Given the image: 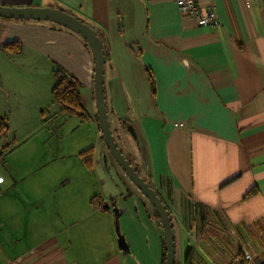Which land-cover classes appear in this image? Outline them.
I'll return each mask as SVG.
<instances>
[{
  "label": "crops",
  "instance_id": "0c3cea01",
  "mask_svg": "<svg viewBox=\"0 0 264 264\" xmlns=\"http://www.w3.org/2000/svg\"><path fill=\"white\" fill-rule=\"evenodd\" d=\"M197 3L217 27L175 0H0L96 29L110 128L170 212L174 264H264V0ZM54 69L78 82L85 116L53 100ZM0 116V264H161L158 216L104 145L78 34L0 17Z\"/></svg>",
  "mask_w": 264,
  "mask_h": 264
},
{
  "label": "water",
  "instance_id": "95a60500",
  "mask_svg": "<svg viewBox=\"0 0 264 264\" xmlns=\"http://www.w3.org/2000/svg\"><path fill=\"white\" fill-rule=\"evenodd\" d=\"M0 17L7 19H34L50 21L78 34L87 44L93 60V97L96 117L104 145L126 177L147 199L158 216L164 242L163 264H174L175 242L169 211L156 191L139 175L118 147L108 118L104 95L105 51L96 29L90 24L62 9L43 7H7L0 5Z\"/></svg>",
  "mask_w": 264,
  "mask_h": 264
},
{
  "label": "trees",
  "instance_id": "16d2710c",
  "mask_svg": "<svg viewBox=\"0 0 264 264\" xmlns=\"http://www.w3.org/2000/svg\"><path fill=\"white\" fill-rule=\"evenodd\" d=\"M4 49L7 52H17L20 50V43L16 41H7L4 44ZM105 57H106V54H105ZM53 75H54V84L51 89L53 100L57 104H59L62 110L65 111L68 115L79 113L82 116H85L86 112L84 110L83 104L81 102V99L78 93V82L72 77L67 76L60 69H54ZM7 130H8L7 119L5 117L0 116V138H2L6 134ZM5 153H6V150H4L3 148L0 149V161L4 160ZM80 154H82L85 161L89 164L90 148L82 151ZM169 215H170V212H169ZM163 256H164V250H163ZM161 264H163V260Z\"/></svg>",
  "mask_w": 264,
  "mask_h": 264
},
{
  "label": "built area",
  "instance_id": "2783aa9c",
  "mask_svg": "<svg viewBox=\"0 0 264 264\" xmlns=\"http://www.w3.org/2000/svg\"><path fill=\"white\" fill-rule=\"evenodd\" d=\"M175 3L181 13L194 17L198 24L214 27L219 25L215 12L210 8L200 7L197 0H175ZM243 259L247 260L246 264H260L258 259L247 254Z\"/></svg>",
  "mask_w": 264,
  "mask_h": 264
},
{
  "label": "rangeland",
  "instance_id": "374dc122",
  "mask_svg": "<svg viewBox=\"0 0 264 264\" xmlns=\"http://www.w3.org/2000/svg\"><path fill=\"white\" fill-rule=\"evenodd\" d=\"M83 20V19H82ZM84 21V20H83ZM86 22V21H85ZM89 24V23H88ZM17 127H18V125H17ZM65 127H66V125L63 127L64 128V130H65ZM36 135H37V138L38 137H40L41 135L40 134H38V133H36ZM2 139V138H1ZM1 139H0V141H1ZM64 141H66V140H64ZM28 143H30V142H28ZM31 144L32 145H35L36 144V142H34V140H33V142H31L30 144H27L26 145V147L25 148H22V149H26V150H28L29 149V147L31 146Z\"/></svg>",
  "mask_w": 264,
  "mask_h": 264
}]
</instances>
